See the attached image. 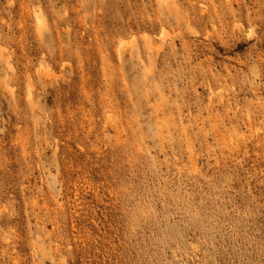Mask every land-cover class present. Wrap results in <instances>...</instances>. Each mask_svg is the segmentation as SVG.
<instances>
[{"label":"rangeland","instance_id":"374dc122","mask_svg":"<svg viewBox=\"0 0 264 264\" xmlns=\"http://www.w3.org/2000/svg\"><path fill=\"white\" fill-rule=\"evenodd\" d=\"M0 264H264V0H0Z\"/></svg>","mask_w":264,"mask_h":264},{"label":"bare ground","instance_id":"6f19581e","mask_svg":"<svg viewBox=\"0 0 264 264\" xmlns=\"http://www.w3.org/2000/svg\"><path fill=\"white\" fill-rule=\"evenodd\" d=\"M37 16H38V15H37ZM39 16H40V14H39ZM39 16L37 17V18H38L37 20H38V24H39V26H40V24H41L42 21H41V19L39 18ZM40 17H41V16H40ZM160 35H161V34H160ZM160 35H159V36H160ZM161 36H162V35H161ZM161 36H160V37H161ZM161 39H162V37H161ZM163 39H164V36H163Z\"/></svg>","mask_w":264,"mask_h":264}]
</instances>
